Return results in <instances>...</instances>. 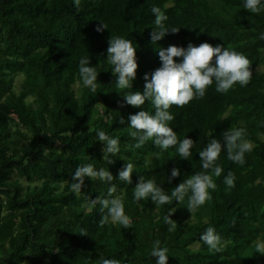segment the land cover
Listing matches in <instances>:
<instances>
[{"label":"trees","instance_id":"trees-1","mask_svg":"<svg viewBox=\"0 0 264 264\" xmlns=\"http://www.w3.org/2000/svg\"><path fill=\"white\" fill-rule=\"evenodd\" d=\"M153 5L165 11L170 30L155 43L150 40ZM103 21L108 28L95 31ZM264 11L248 12L242 0H0V264H99L101 258L120 264H155L150 256L155 240L169 250L167 264H264ZM119 35L136 47V78L130 91H143V74L159 66V47L217 43L249 60L251 79L227 93L208 86L201 99L183 107L171 106L169 126L178 140L194 141L192 155L179 158L175 146L160 152L152 140L132 148L127 117L153 112L150 101L134 107L123 102L129 90L116 87L106 57L107 41ZM89 57L98 74L95 90L81 85L79 60ZM174 59H178L175 58ZM16 77L19 83L16 85ZM124 118V123L120 118ZM232 127L246 129L253 148L244 163L227 159L222 148L213 175L211 199L189 212L183 201L156 205L135 201L139 178L152 179L166 194L184 178L202 169L198 152L214 137ZM119 137L120 151L113 163L102 160L96 131ZM159 152V157L156 154ZM131 162V182L116 175ZM108 168L116 186L111 198L122 199L132 227L111 222L95 197L109 198V183L85 178L81 192L68 189L71 173L80 164ZM180 174L171 179V169ZM231 171L234 186L223 178ZM169 213L176 227L169 231ZM213 227L223 249L208 251L199 235ZM85 234H81V232Z\"/></svg>","mask_w":264,"mask_h":264},{"label":"clouds","instance_id":"clouds-1","mask_svg":"<svg viewBox=\"0 0 264 264\" xmlns=\"http://www.w3.org/2000/svg\"><path fill=\"white\" fill-rule=\"evenodd\" d=\"M75 8H79L80 0H72ZM242 7L248 12L259 14L264 11V0H242ZM154 16L150 40L155 43L163 38L170 30L172 33L178 31V27L167 26L165 21L168 16L160 7L153 5L150 9ZM108 26L101 21L95 26V31L102 32ZM264 39V33L261 34ZM160 64L151 73L143 74V91H130L132 82L136 78V47H133L129 39L113 35L107 41L106 57L111 72L115 75V84L118 89L129 90L123 94V102L139 107L144 104L147 98L153 108L149 113L144 110L129 114L127 117L129 136L135 138L132 148L141 147L146 141L152 140L153 144L159 148L160 152L167 151L175 146V151L179 158L188 159L193 153L194 141L184 135L178 140L176 132L169 126L170 121L174 119L169 111L170 107L175 105L183 107L193 99L204 97L208 86L214 83L215 91L227 93L236 84L241 87L246 86L251 79L249 60L246 56L229 49L224 45L217 43L212 45L208 42H201L198 45L189 41L186 46H177L170 44L167 47L157 49ZM178 58V59H174ZM97 70L90 65L89 57H82L79 60L78 76L83 87L95 90L97 81ZM124 123V118H120ZM96 136L102 142V160L107 164L113 163V157L120 151L119 137L107 135L102 130L96 131ZM246 129L243 127H232L222 133V142L212 138L206 146L198 152L200 166L202 169H211L212 175L207 172H195L187 178H184L172 190L171 194H166L161 186L156 185L152 179H144L139 176L134 188L133 199L141 201L150 199L156 205L170 204L173 199L176 202L183 201L187 196V209L189 212L202 206L211 199L209 190H215L216 183L213 175L219 177L223 171L216 160L222 150L226 152L227 159L237 163H244L246 152L253 148L246 138ZM264 139V136H263ZM159 157V152L156 154ZM134 171V165L131 162L124 163L121 169H118L116 177L125 183L131 182V173ZM180 174L179 169L173 167L170 172L169 182L172 178ZM72 183L68 184V189L73 193H80L85 178L90 180H99L103 183L113 181V175L108 168H95L92 164H80L71 173ZM234 174L229 171L223 178V183L227 189L234 186ZM116 191V186L110 184L107 189L109 198L95 197L91 199V204H99L100 211L105 212L99 223L101 225L111 222L113 225H120L122 228L132 227L131 218L125 213L122 199L111 198V194ZM164 216L165 224L169 225V231L176 227V223L171 219L169 213ZM83 233V231L81 232ZM208 248L209 252H220L224 244L222 238L216 233L213 227H208L199 235ZM256 251L264 253V245L257 244ZM169 250L162 247L159 240L152 243L150 256L156 257L155 264H167ZM99 264H120L116 259L101 258Z\"/></svg>","mask_w":264,"mask_h":264},{"label":"rangeland","instance_id":"rangeland-1","mask_svg":"<svg viewBox=\"0 0 264 264\" xmlns=\"http://www.w3.org/2000/svg\"><path fill=\"white\" fill-rule=\"evenodd\" d=\"M259 68H260L261 70L264 69V65L260 66ZM15 82H16V85H18V83H19V77H16Z\"/></svg>","mask_w":264,"mask_h":264}]
</instances>
